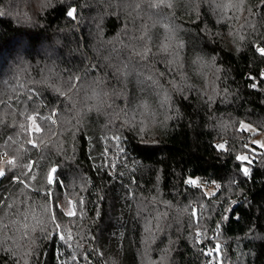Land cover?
Masks as SVG:
<instances>
[{
  "label": "trees",
  "instance_id": "trees-1",
  "mask_svg": "<svg viewBox=\"0 0 264 264\" xmlns=\"http://www.w3.org/2000/svg\"><path fill=\"white\" fill-rule=\"evenodd\" d=\"M156 3L0 0V154L17 161L1 168L0 264H264V148L250 144L264 137V57L254 47L264 45V0ZM128 57L141 74L118 83L105 65ZM94 63L101 70L69 90V74ZM34 106L56 109V123L38 120L35 133ZM241 121L256 131H238ZM113 133L127 152L114 162L127 167L110 180L97 169L103 145L115 151L104 140ZM242 142L256 153L248 177L235 159ZM33 161L31 172L21 167ZM53 166L63 189L47 183ZM68 200L77 215L55 210L57 229L53 205L67 211ZM216 243L218 255L202 251Z\"/></svg>",
  "mask_w": 264,
  "mask_h": 264
},
{
  "label": "snow or ice",
  "instance_id": "snow-or-ice-1",
  "mask_svg": "<svg viewBox=\"0 0 264 264\" xmlns=\"http://www.w3.org/2000/svg\"><path fill=\"white\" fill-rule=\"evenodd\" d=\"M109 2H111V0H109ZM161 5H163V0H159V3H156L155 5H150V6H155V7H160ZM164 6H169V5H164ZM75 12L76 9L73 8L70 11L67 12V16L75 19ZM0 15H2V13H0ZM255 47V51L261 56L264 57V45H254ZM115 49L110 50L109 52V57L108 59L112 58L113 53L115 52ZM105 68H111L112 72L109 73L110 76H116L118 83H126L127 82V78L130 76H137V78L139 77V75L141 74L138 69H137V64L133 63L131 61V58H121V59H117L115 64H106ZM100 67L98 63H94V64H89L85 67L84 72L81 73H70L68 76V88L69 90H73L75 89V91L78 93L80 91V89L82 87H84L87 75L89 72H97L100 71ZM150 79V77H149ZM250 79H252V77H250ZM43 82V81H41ZM97 83H103V81H93V84H97ZM253 87H255V85H253ZM36 89H30L29 95L27 96V99L29 101L33 100V95L36 93ZM61 95H65L64 93H61ZM95 95H107V93L101 89V91L99 93H95ZM22 102V101H21ZM109 107H111L109 105ZM97 112L99 113L101 110L99 107H97ZM25 111H27V109H25ZM127 109H125V115H127ZM109 115H111V113H109ZM56 109H52L51 110V114L49 116H43L42 113L40 112L39 106H34L31 110V114H29L27 116V118L29 120L32 121V130L35 133H40L42 131V127L39 123H37V121H41V122H47L50 124H55L56 123ZM111 120L108 121V126H109V130H111ZM21 127H23V125H21ZM251 130L253 132L256 131V129L254 127H252L249 124L244 123L243 121L240 122V126L238 131H246V130ZM104 140L112 143L113 148L115 149V151L111 154L110 156V149L107 145V143H105L102 147V149L99 152V158H100V165L99 168L97 169L98 171H103L104 169H108V171L105 173L106 175L109 176V179L111 180L113 175L117 174V169L120 168L121 170L118 172L119 176H123L124 175V171L122 170L123 168H126L127 165H118L116 162L114 161H122L123 159H125L127 157V152L126 149L123 147L122 144V137L117 134V133H113V135L111 137H104ZM32 147H38V144L34 141V140H29L28 141ZM220 150H225L226 149V144L222 143L220 145L217 146ZM241 147L244 148L246 151L244 153H241L239 155L235 156V159L241 164V165H246L244 167H242L240 169V171L243 173V175L245 177L250 176V169L247 165H253L254 163H256V153H255V149L254 148H250L249 144L247 142H242ZM262 163H264V160L261 161ZM37 162L33 161L31 164H22L21 167L27 168L28 172H31L32 170V166L35 165ZM8 165L11 167H15L17 165V161L15 158L8 160ZM58 172V166H53L48 170V173L46 175V179H47V183L49 185H55L57 188L59 189H63L64 188V183L62 178L57 179L56 177V173ZM6 173L3 169H0V178L5 177ZM10 182L12 183H22L24 184L25 188H29L30 185L26 182L20 179L19 176H15L13 175L12 177L9 178ZM131 183H136L135 177L131 178ZM186 184L189 186H197L198 185V181L194 178H188L186 180ZM125 187H127V185H125ZM219 187V186H218ZM46 195L49 197V201H51V191L49 190ZM126 195L130 196V197H134L135 193L134 191H132L131 189H129V191L126 193ZM5 200L8 199V197L4 198ZM102 199V198H101ZM80 205L84 204V200L81 198L78 202ZM67 204L69 206H71L67 211H65V205L64 204H59V203H55L53 205L54 211L53 214L51 216V219L53 221V223L56 225V228L59 229L60 228V224L57 222L56 220V216H55V210H59L60 212H62L64 215L68 216V217H75L77 215V211H76V205L73 203V201L68 200ZM7 207L12 208L13 204H8ZM28 207H30V205H28ZM19 211V210H17ZM22 215V214H21ZM201 215H198V212L196 209H193L191 212V216H192V222L196 224V226L199 229V222L201 219ZM223 219H228V217H223ZM0 223H3L2 221H0ZM8 225L4 224V227L6 228ZM221 227L220 224L216 225V229L218 230ZM42 231L46 232V230L42 229ZM58 236V238L62 241H64L65 243H67L68 241H70L72 239L71 235L65 237L63 235L62 232L57 233L56 234ZM203 230H198L195 234V238H196V242L203 244ZM214 237H209V241H211V239H213ZM202 251L205 252L206 255L208 256H212L214 253L215 254H219L221 251V245L219 243H216L214 246L212 247H208L206 249L202 248ZM73 259H75V257H73ZM219 264H223V260L221 259L219 261Z\"/></svg>",
  "mask_w": 264,
  "mask_h": 264
},
{
  "label": "rangeland",
  "instance_id": "rangeland-1",
  "mask_svg": "<svg viewBox=\"0 0 264 264\" xmlns=\"http://www.w3.org/2000/svg\"><path fill=\"white\" fill-rule=\"evenodd\" d=\"M48 52V51H46ZM250 134L251 133H254L253 131H251L250 129L247 130ZM250 144L252 145H255L259 148H264V137L263 135H258L256 137H251L250 138ZM10 159H13L11 156L7 155L6 153H1L0 154V169L2 168V165L5 164L6 161L10 160ZM209 193H214L216 191V189H214L213 187L209 188L207 190Z\"/></svg>",
  "mask_w": 264,
  "mask_h": 264
},
{
  "label": "water",
  "instance_id": "water-1",
  "mask_svg": "<svg viewBox=\"0 0 264 264\" xmlns=\"http://www.w3.org/2000/svg\"><path fill=\"white\" fill-rule=\"evenodd\" d=\"M1 180H2V178H0V184H1Z\"/></svg>",
  "mask_w": 264,
  "mask_h": 264
}]
</instances>
